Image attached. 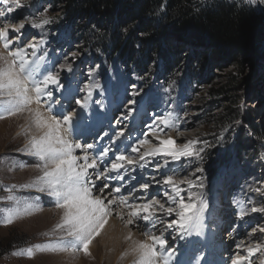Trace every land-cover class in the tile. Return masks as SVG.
<instances>
[{
    "label": "rangeland",
    "instance_id": "rangeland-1",
    "mask_svg": "<svg viewBox=\"0 0 264 264\" xmlns=\"http://www.w3.org/2000/svg\"><path fill=\"white\" fill-rule=\"evenodd\" d=\"M239 1L250 4L249 0ZM20 4V7H14L13 12L0 17V28L24 23L25 29L22 30L21 42L25 43L27 59L34 64L41 65L40 70L45 64L48 69H51L53 65L56 66L61 83L64 85V97L60 92H56L54 96L60 99V104L64 106L62 109H67L66 106H69L68 114L73 115V120L79 122L74 129L78 132L77 136L84 129L86 134L92 129L88 136L90 133L95 134L100 131L84 128V123L89 122V118L94 114L97 115L94 118L95 121H104L103 123H107L108 127L109 123L104 116H110L112 112L109 111V107L114 106L117 113L112 115L114 116L112 131L113 133L119 130L124 131L123 137L117 138L113 135L114 139L121 142L125 137L131 139L138 135L133 142H130L135 143L139 149L138 153L129 152L133 159H138L139 155L146 151L163 147L162 141L167 139L173 141L170 146L173 149H183L189 141H192L189 151L193 155L181 157L180 160H175L164 153L156 156L148 155L143 160H139L146 163L143 172L149 174L141 177L137 184L133 183L134 195L137 193L136 190L142 192L138 198L134 199L135 202L142 204L143 201L159 199L166 208L173 207L178 210V203H171L167 199L169 196H176V191L172 186L163 184L165 178L163 174L168 173L173 177V182L180 189V195L184 197L186 203H196L198 208L202 207L201 201L207 204L201 216L202 227L198 230L199 234L196 231H189L190 234L185 231L182 235L181 230L178 229L175 234L180 231L179 235L173 236L177 247L173 243L172 248L182 254L187 251L184 244L192 243L191 251L201 249L205 251L208 241L213 240L215 235L213 244H208L211 251L216 252L218 248L219 252L216 253L220 255L224 247L225 251H228L224 258L232 253L229 257V259L233 258L231 261L243 257L247 260H244L243 264H261L264 260V251L249 254L248 249L259 246L264 250V213L251 212L253 207H264V53L250 54L242 64L236 65H232L227 60L211 61L210 66L207 64L205 68L197 71L196 59H199L201 63L204 58H199L201 55L196 56V53L203 48L196 47L195 44H187L185 47L188 51L187 60L177 70L174 77L168 80L164 75L161 59L151 65L148 73L142 74L136 72L133 67L128 68L117 62L115 58L108 60V57H103L102 60L103 54L99 52H97V57L93 48L84 45L80 40V33L72 26L65 14L64 6L58 4L56 0H20ZM251 5L264 15V4L257 2ZM4 9L5 6L0 4V10ZM45 18L50 19L52 23L39 29L30 27L31 22L38 23ZM9 38L13 45L11 49H5L3 40L0 39V56L11 60L9 52L14 51L16 45V39L11 30ZM41 38L46 41V44L41 46L33 56L32 49L27 48V44H39ZM72 53L76 54L74 58ZM41 56L43 59L40 58ZM65 63L72 65L71 73L59 69V65ZM3 64L4 61L0 60V66ZM193 65L194 68L191 67ZM189 66L192 71L191 75L187 71ZM90 70L92 71L91 76L88 75ZM193 70L197 71L195 75ZM97 84L98 88L93 87L92 100L101 101L103 106L92 104L90 108L83 111L77 108L76 110H79L76 112L73 108L77 106L74 99H82L87 95L85 91L78 90L83 88V85ZM229 86L232 87L233 92L222 94L223 90ZM28 87L32 90L34 98L32 84L29 83ZM133 92H138L139 95L132 96ZM72 94H75L74 98H71ZM121 96L126 99V102H121ZM65 97L68 101L63 99ZM7 99L9 97L0 96V100ZM31 104L20 108L14 114L6 113L0 119V247L6 251L0 257V264H107L108 262H102L100 256L96 257L102 250L98 251L100 244L98 246L97 241L93 243V239L89 246L94 247L87 252L82 247L70 252V245L77 242L72 237L64 239L67 236L66 230L56 231L61 223H52L53 218L64 214L63 211H58L51 217H44L47 209L58 208V206L47 191H38L43 187L38 180L43 175V168L39 166L43 162L37 157L25 154L31 153L29 151L31 140L42 136L37 126L36 116L31 115L34 103ZM40 104L41 107L46 108L47 100L42 99ZM60 104L56 105V110L60 111ZM228 106H234L237 109L234 121L221 129H216L218 125L216 122L227 113ZM130 108L135 111L129 114L127 110ZM161 118L168 119L172 127L165 126ZM122 120L127 126L116 124ZM253 120L262 126L257 136L250 133V124ZM152 126H155V130ZM138 128L139 131H137ZM4 130L5 133H3ZM245 130L248 131L244 140L247 146L242 149L241 146L239 148L237 141ZM171 135L174 136L173 139ZM141 139H147L148 142L142 146L139 144ZM74 142L88 143L81 139ZM90 143L93 142L90 141ZM26 144L27 147H25ZM75 154L81 155V151H76ZM165 161H167V166H165ZM136 164L138 163L131 165V171L133 169L139 171L141 167ZM197 169H202V171H197ZM94 176L93 180L97 186L101 183L106 185L103 180L99 181L100 173L99 178L97 175ZM153 177L155 180L149 184L147 190H144L142 187L145 183L144 179L150 181ZM189 179L193 181L194 187L187 183ZM181 181L185 182L181 183ZM151 187L156 189L155 192L148 191ZM29 189H31L30 192H25ZM109 190L111 191L107 186L102 193L93 190L92 196L101 198L105 194L104 202L110 204L112 197L106 199L110 196ZM190 195L191 200H189ZM9 196H14L16 199L9 200ZM231 199L234 204L227 208ZM220 207L232 211L231 216L237 215L238 223H242L238 241L235 238L225 240L229 235L226 229L221 233L217 230L219 225L215 221H219L225 212L221 211ZM131 210L128 208V213ZM241 211L245 212L243 218L240 216ZM155 212L162 213L154 206L149 209V215L153 213L156 215ZM9 217L12 222L5 223L4 221ZM129 218L130 216H127L126 219ZM169 218L173 219L172 216ZM120 225L124 229L129 228L125 227L126 223ZM136 233L145 234V232ZM36 245L67 247L69 250L41 251L36 248ZM28 248L33 249L31 257L26 255ZM235 248L237 249L234 250ZM218 255L217 258H220Z\"/></svg>",
    "mask_w": 264,
    "mask_h": 264
},
{
    "label": "snow or ice",
    "instance_id": "snow-or-ice-1",
    "mask_svg": "<svg viewBox=\"0 0 264 264\" xmlns=\"http://www.w3.org/2000/svg\"><path fill=\"white\" fill-rule=\"evenodd\" d=\"M264 4V0H249L250 4L256 3ZM0 4L5 6L4 10H0V17H5L7 13H11L14 7H20V0H0ZM13 5V6H9ZM52 23L50 19H43L40 22H31L30 27L32 28H42L45 25ZM25 29L24 23L12 24L0 28V39L3 40V45L5 49H11L13 47L12 41L9 38V32L12 31L13 37L16 39L15 50L9 52L11 60L0 56V60L4 61L3 66H0V96L9 97L7 100H0V119L4 117V114H14L17 110L25 107L31 103L40 104L42 99L47 100V111L55 112L47 118L44 117L43 113L36 110V122L38 126L46 128L43 136L40 138H33L30 142L29 151L31 155L39 158L43 162L39 165L43 168V175L38 178L39 182L44 186L39 189L40 192L47 191L48 195L55 198V203L58 207L64 208L65 217L64 222L58 225V228H65L67 226L66 234L72 237L75 242L70 245L72 251H76L78 247H82L85 252L88 250V246L91 243L95 235H99V230L103 228L106 223L107 210L104 207V201L97 196L92 198V189L95 188L98 193H102L105 184L101 183L99 186L93 180V174L89 173V169H95L97 167V158L103 159L108 157L110 152H113V146L103 147L96 153L97 158H91L87 150H93L94 144L87 143L81 144L79 142H74L70 140L69 136H74L73 129V115L65 114L62 111L56 110V105L60 104V99L56 98L54 94L56 92L63 93L64 85L61 83L59 73L56 66L53 65L51 69L47 68L45 64L43 69L41 65L34 64L27 59L28 53L25 48V43L21 42L23 37L22 30ZM46 41L41 38L40 43H28L27 48L32 49V55L35 56L36 52L45 45ZM75 53H72V57H75ZM43 59V56L40 57ZM67 59V57H65ZM60 70H64L68 73L73 71L72 65L70 63L60 64ZM39 70V71H38ZM89 76L92 75L90 70ZM29 83L32 84L35 97L33 98L29 93L30 89L28 87ZM93 87L98 88L99 85H83V88L78 91H85L87 93L82 99H74V103L79 106L83 111L96 104L103 106L101 101L92 100ZM134 87V86H133ZM132 96L139 95L138 92L131 93ZM135 103V101H132ZM64 106L60 104L62 109ZM128 113H132L135 109H128ZM60 117V118H58ZM165 126L172 127L168 119L161 118ZM155 130V126H152ZM105 136L108 135L107 132L104 133ZM117 138L124 136V131L119 130L113 133ZM130 138V137H129ZM147 139H141L139 144L143 145L147 143ZM163 147H157L155 149L144 152L139 155L138 159H133L131 155H125L121 153L120 155H114L113 162L109 171H117L124 168V162L132 165L138 163L139 160H143L145 156L151 155L156 156L160 153L172 156L175 160H180L181 157L191 156L192 152L189 151V146L192 141L184 146L183 149H173L170 146L173 144L171 139L162 141ZM80 149L84 151L82 157V163H78L81 158L75 155V151ZM139 149L135 146V143L127 145L125 152L138 153ZM23 166V165H21ZM165 166H167V161H165ZM143 167V165H140ZM197 171H202V169H197ZM99 178V174H95ZM164 185L172 186L176 191V196H169L167 199L171 203H178V210L173 207L165 208L164 204L160 202L159 199L149 201L143 204H129L130 208L137 209L138 211H133L132 216H138L140 212L148 213L154 205L159 208L165 216L171 217L175 212L178 219L172 220L165 227L166 229L179 228L181 231H196L199 234V228L201 227V216L203 209L207 207V204L201 201L202 207H197L196 203H186L183 196L180 195V189L176 187L173 182V177L164 173ZM123 179V176L119 177ZM155 180L143 183L142 187L144 190L149 188V184ZM159 183V181H156ZM185 181H181L184 183ZM187 183L190 186H195L192 180H188ZM27 187V186H25ZM116 192H120L119 188L115 189ZM177 198L178 201H177ZM9 200H15L16 197L9 196ZM39 199V198H37ZM192 196H189V200ZM122 203H128L125 200H121ZM253 213H264V207H253L251 208ZM149 214H144L140 218L148 222L146 225V230L149 235H151L152 228L156 226L157 219H153V216ZM241 218L245 216V212H240ZM5 223H11V217L4 221ZM131 223V221H129ZM163 224V220H160ZM153 243L151 245L143 243L139 245V250L141 252L139 264H159V260L165 255L171 256V253H164L158 251L159 249H165L168 243L167 239L161 236H152ZM36 248L41 251H68L67 247L52 246V245H36ZM256 251H264L257 246L256 248H249V254H253ZM26 255L31 257L33 255V249L28 248L26 250ZM244 258L238 257L232 264H243ZM164 264H168L165 260ZM264 264V260L261 261Z\"/></svg>",
    "mask_w": 264,
    "mask_h": 264
},
{
    "label": "trees",
    "instance_id": "trees-1",
    "mask_svg": "<svg viewBox=\"0 0 264 264\" xmlns=\"http://www.w3.org/2000/svg\"><path fill=\"white\" fill-rule=\"evenodd\" d=\"M56 1L64 6L80 40L93 48L96 56L99 52L102 59L115 58L138 73H148L151 65L161 59L164 75L172 79L188 58L187 44L203 48L196 53L204 58L201 63L196 59L197 71L210 66L211 61L227 60L236 65L250 54L264 53V15L243 1ZM191 67L187 69L189 75ZM223 92L231 94L233 89L229 86ZM227 110L216 122V129L234 121L237 109L228 106ZM250 126L251 135L257 136L262 128L260 123L253 120ZM247 134V130L241 133L239 148L247 146ZM5 252L0 247V257Z\"/></svg>",
    "mask_w": 264,
    "mask_h": 264
},
{
    "label": "bare ground",
    "instance_id": "bare-ground-1",
    "mask_svg": "<svg viewBox=\"0 0 264 264\" xmlns=\"http://www.w3.org/2000/svg\"><path fill=\"white\" fill-rule=\"evenodd\" d=\"M1 52H3V51H1ZM29 94L32 96V90L31 89H30ZM62 95L64 97V93H62ZM63 99H67L65 101H68V98H66V97ZM65 101H63V103ZM67 107L69 108V106H67ZM42 108L43 107H41V104L38 105V104L34 103V106L32 107V112H31L32 114L31 113L30 114L36 116V110L37 109H39V111L41 113H43L45 118L55 114V112L49 113L47 111V107L43 108V109ZM68 108L67 109H60V111H62L65 114H68V110H69ZM109 111H111L112 114H114V115L117 113L114 106L109 107ZM78 117L81 118V116H78ZM96 117H97V115L94 114V116L89 118V122H87V124H86V122L84 123V128H93V129H99L100 130V131L96 132L95 134L93 132V133H90V135H89L90 138L95 136V141H93V143H92L95 146L94 149L93 150H87L89 152L90 159L91 158H97L96 153H98L101 150V148H103V147H109V144H110L111 139H112L111 138L112 133L109 132L110 123L107 127L106 126L107 123H103L104 121L103 122H101V120L95 121L94 118H96ZM112 119H113V117H112ZM78 125H79V122L76 120H73V129H76V127ZM38 128L42 132V136H43L44 132L46 131V128L41 127V126H38ZM106 128H107V130H106ZM84 131L81 132L80 135H78V136H81L82 134L85 135L86 133ZM89 132H92V129ZM89 132L87 133V135L89 134ZM105 132L108 133L107 136L104 135ZM3 133H5V130L3 131ZM74 133H75L74 136L78 137L77 136L78 132L74 131ZM74 136H69L68 138L70 140H73V141H75L77 139H81V138H76ZM137 137H138V135L135 136V138H131V139L125 137L121 141L124 142L126 145H129V144H131L130 142L131 141L133 142V140L136 139ZM171 137H172V139L174 138L173 135H171ZM89 140L90 139H81V141H86V142H89ZM27 146L28 145L26 144L25 147H27ZM76 151H81V155L75 154ZM76 151L74 154L79 155L78 157H80L81 159L78 160V163H81L82 157L84 155V151H82L80 149H77ZM25 154L27 156H32L31 153H25ZM114 155H120V154H119V152H118V154L114 153V152H110L108 157H104L103 159L97 158V167L95 169H89V173L93 174V177H95L94 176L95 174L100 173L101 178H99V181L103 180L106 183L107 188L111 189V191L110 190L108 191L110 196L106 199H109L111 197L113 199V200H111L110 204H105V202H104V207L107 210V215L105 217L106 223L104 224L103 228L99 230V235H95L93 237V243L97 241L98 246L100 244V246L98 247V251L102 250V252H100L101 254L99 253L98 255H96V257L100 256L102 262L103 261L105 263L108 262L107 264H139L140 256H141V252L139 250V245L143 244V243H147V244L151 245L153 243L152 236H161L162 235L165 239H167L168 242H170V244L167 243L165 249H159L158 248V251H161L164 253H171L172 255L170 257L165 255L162 259L159 260V264H164L165 260L168 261V264H214V262L216 264H232L233 261H231V260H233V258L229 259V257L232 255V253L228 254L227 258H224L226 253H228V251H225L224 247L222 248L223 252L220 255L217 254L219 252L218 248H216V250L218 251V252L216 251L217 253L214 251H211V249H209L208 244H210V245L213 244L212 241L216 237L215 235L213 237V240L208 241V244L206 243L207 244V248H206L207 250H205L201 253H197L194 250L191 251L192 243L191 244H184L187 251H184V253H182V254H180V251H177L176 249L172 248L173 243L175 244V241H174L175 238H173V236L179 235L180 231L177 234H175V232H177V230L179 228L166 229L165 226L168 223H170L172 220L175 219V215H176L175 212L172 215L173 219L165 216L163 212L159 213V214H157V212H155L156 215L153 216V219H155L156 217H160V218L157 219L156 226L154 228H152L151 235H149L147 230H146V225L148 222H145L140 218L144 214H149V210H148V213L140 212L138 216H132V212L138 211L137 209L131 208L132 210L129 213L127 211V209L130 208L129 204H141L139 202L138 203L135 202L134 199L138 198L139 194L142 193L141 190L135 189L137 191V193H135V195H134V191H133L134 185L133 184H127L128 178H130V180H134V177L132 176V174H136L134 184H137L140 181L141 177L149 174L148 172L147 173L143 172L144 169L146 168L144 165L146 163L139 161L138 164H136V165H138V166L143 165L144 168L141 167L139 169V171L134 170V169L131 171V169H129L128 176L126 175L125 177H123V179H120L119 178L120 175L116 176V173H119V172H117L115 170L109 171V167L111 166V163L113 162ZM156 160H157V158L155 159V161ZM147 169H149V167ZM113 174L115 175V177L113 176ZM111 178H113V180H111ZM119 181L121 182V186H119V184H118ZM151 185L156 186L157 184L156 185L151 184ZM157 186H160V185H157ZM116 188H119L120 192H116L115 191ZM93 190H96V189L95 188L92 189V194H93ZM155 190H156L155 188L151 187L148 191L155 192ZM30 191H31V189L26 190L25 192L28 193ZM128 191H130V192H128ZM13 192H14V190H13ZM110 192H112V193H110ZM14 193H17V192L15 191ZM103 196L105 197V194ZM104 197H101L100 199L105 201ZM92 198H95V197L92 196ZM122 199L127 201L128 203H122L121 202ZM142 199H144V198H142ZM146 202H148V201H145V202L143 201L142 204L146 203ZM154 208H156L157 210L159 209L155 205H154ZM58 211H63L64 214L62 216L57 215V217L52 219V223L56 224L57 222H59L62 224L64 222L65 211H66L64 208L58 207V208L47 209L46 212L44 213V217L45 216H50V217L54 216V214ZM127 216H130V218L126 219ZM176 219H178V217ZM160 220H163V224L160 223ZM129 221H131V223ZM121 223L122 224L126 223L127 225L125 227H129V228L128 229L122 228L120 225ZM201 227H202V225H201ZM205 227H208V226H205ZM132 228L133 229L135 228L136 230L131 231L130 229H132ZM62 230H67V226H65V228H63V229L58 228V227L56 228V231H62ZM56 231H54V232H56ZM136 232H143V233L145 232V234L142 235V234H138ZM184 233H185V231L180 232V234H182V235ZM188 233H189V231H188ZM68 237L69 236H66V237H64V239H66ZM228 237H230V234L228 235ZM101 243H102V245H101ZM93 247L90 245L88 247V250L92 249ZM175 247H177L176 244H175ZM178 247H180V245ZM181 249H182V247L180 248V250ZM236 249L237 248H235L234 250H236ZM238 249L241 250V248H238ZM71 251L72 250H70V252ZM123 251H124V253H123ZM217 255L220 258H217ZM255 257H256V255H255ZM235 259H236V256H235ZM245 261H247V260H245ZM245 261H243V263H245ZM251 262H252V260H251Z\"/></svg>",
    "mask_w": 264,
    "mask_h": 264
}]
</instances>
